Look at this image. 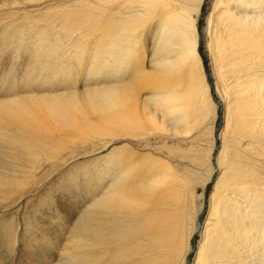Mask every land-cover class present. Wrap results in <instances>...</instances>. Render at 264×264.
<instances>
[{"label": "bare ground", "instance_id": "bare-ground-1", "mask_svg": "<svg viewBox=\"0 0 264 264\" xmlns=\"http://www.w3.org/2000/svg\"><path fill=\"white\" fill-rule=\"evenodd\" d=\"M99 1L72 0L44 16L42 39L32 43L41 72L22 95L0 101V135L7 131L0 143L19 141L33 164L39 150L56 153L78 141L90 144L86 154L122 141L93 179L76 182L79 191L92 189L82 198L79 192L81 209L59 262L186 264L199 230L191 264H264V0H214L207 18L224 105L215 153L214 140L207 149L195 143L210 135L216 117L195 25L203 0ZM147 40L148 69L141 49ZM32 88L39 91L25 90ZM215 174L200 225L204 189ZM196 185L202 190L194 205Z\"/></svg>", "mask_w": 264, "mask_h": 264}, {"label": "rangeland", "instance_id": "rangeland-1", "mask_svg": "<svg viewBox=\"0 0 264 264\" xmlns=\"http://www.w3.org/2000/svg\"><path fill=\"white\" fill-rule=\"evenodd\" d=\"M20 1L23 2V5ZM213 1L214 0L202 1L196 17L197 20L195 25L198 36V49L200 57L203 61L206 80L209 86L208 89L210 97L214 102L213 104L215 105L216 117L213 122V127H211L212 129H210L212 134L210 133L209 136L204 137L206 138L205 140L203 137L201 138V140L196 139L195 143H200V145L207 149L211 145L212 140H214V144L216 147L214 149L215 153L218 151L219 146L221 145L220 132L224 123V105L216 91L213 65L211 63V57L208 52V43L210 41V36L208 31L207 18L211 12ZM99 2L98 3L100 5H103L104 3V5H107L108 3L111 6L110 2H107V0H102ZM5 3L6 6L4 5ZM50 3L52 7L55 6V9H53L54 7L50 8ZM10 4L11 6L9 7L8 5ZM68 5H72V0H68L66 1V3H61V1L58 0H51L48 2L44 0H31L30 2H24L23 0H0V101L8 100L10 98L17 97L18 95L20 96V94L22 95L24 93V89H22L23 86L28 84L29 82L31 83L35 81V79L39 75V71L41 72V69L35 61V58L37 56V58L40 57V54L37 55V53L40 51H37L35 54L36 50L34 48H36V45L39 43L38 41L42 39V36L40 35V33L38 35V32L40 31V26L47 23V20H45L44 16H47L49 11H59ZM16 6L17 10L15 9ZM20 6L21 8H25L26 6L27 7L25 9H21L19 8ZM28 6L30 9L28 8ZM31 6L33 8H31ZM43 6L45 10L46 6L48 7V10H46L47 14H45L44 10H42ZM34 7H39V10L41 8V12L39 10H35L36 8ZM4 10L6 11V13ZM8 10H10V12ZM23 11L28 12L27 17L24 16L25 12ZM10 13L15 17H12ZM16 13L18 14V16ZM39 13H41V15H39ZM31 14L32 21L38 20V22L32 23L33 27L32 25H29L28 19L29 15L31 16ZM191 16L195 17V12L191 13ZM25 17L28 20H24L25 23H23V19H26ZM6 18H11L12 21H8V19ZM13 18H16V20H14ZM18 18L19 20L17 21ZM32 21L30 20V23ZM41 22L43 23L41 24ZM14 23H16L17 25ZM35 24L36 28H34ZM4 26L5 28H3ZM22 27H25L24 29L26 31ZM29 27H32L33 30H31ZM11 28H14L13 31ZM27 30L29 32H27ZM49 31H51V29L47 28L44 32H42L44 34L46 33V38L51 34V32ZM8 32L12 34L10 35L8 34ZM12 35H14L15 37ZM33 36L35 38H33ZM10 37H13L12 41ZM16 37L18 40L16 39ZM15 40L16 42L13 43V41ZM147 41L148 44H142V47L144 49L141 48L144 51L145 55V64L143 62V66L146 69L149 68V61L146 58H148L147 56L150 53L151 49L149 40ZM24 42L26 44L28 43L27 46ZM32 43L36 45H33ZM21 44L24 47L21 46ZM31 49H33V51ZM31 51L33 52V54ZM43 52L45 53L48 51ZM69 83H71V81ZM68 87H66V89ZM28 88H31V86H28ZM25 90L32 94H36V91H39L35 88ZM4 133H2L0 137ZM10 138L11 136L7 138V142H11L13 140L11 138L12 140L10 141ZM18 142L19 141H15L16 146L14 145L11 148L4 146L2 142L0 143V264H62L61 262H59L61 258L58 257L59 247L65 243L67 232L72 225V222L79 214V211L81 209V198L83 196V191L86 188H81L80 192L79 187H77L76 185V182L81 181L84 175L86 177H89L90 179H93L94 175L97 174L96 170H98L97 167L100 165L99 162L105 159V155L110 151V148H112L113 146H119L120 143L122 144V141L111 143L112 145L109 144L104 149L99 148L96 152L92 151L86 154L84 153V151L90 148V144L86 143L85 145V143L82 142H79V144L78 141L73 142L74 144L69 143L66 149L56 153H52V151L44 152L39 150L35 160L37 161V163L34 162V164L32 162H28L25 159V156L22 154L23 148L18 147V145L22 143ZM70 144L75 145V147L71 146ZM35 148L36 146L33 147V149ZM38 148H40V146H38ZM74 149L75 152H73ZM212 160H214V158ZM22 174V178L19 179V176ZM213 177L214 178L212 182L208 183L204 189V208H202L201 213L196 219V222L200 225L203 223L204 218L207 216L209 207L208 197L213 191V183L216 179V174ZM91 189L92 187H87L86 192H89ZM201 190L202 187L200 185L195 186L193 191L194 205L199 204V199L197 198V196L201 192ZM79 192L81 194V198ZM6 195L8 199H5ZM195 234L194 236L196 246L194 245L193 252L190 254V260L194 259L193 257L197 255V251L199 249L198 247L201 246L200 242L202 241V235L201 233H199V230L196 231Z\"/></svg>", "mask_w": 264, "mask_h": 264}, {"label": "water", "instance_id": "water-1", "mask_svg": "<svg viewBox=\"0 0 264 264\" xmlns=\"http://www.w3.org/2000/svg\"><path fill=\"white\" fill-rule=\"evenodd\" d=\"M197 234V233H196ZM195 234V235H196ZM194 245H195V236L193 237V239H192V251H190V253H189V256H188V258H187V263L186 264H191V260H190V254L193 252V249H194Z\"/></svg>", "mask_w": 264, "mask_h": 264}]
</instances>
